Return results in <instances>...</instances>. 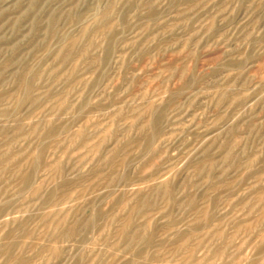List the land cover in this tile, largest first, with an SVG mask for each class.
<instances>
[{
	"label": "rangeland",
	"instance_id": "374dc122",
	"mask_svg": "<svg viewBox=\"0 0 264 264\" xmlns=\"http://www.w3.org/2000/svg\"><path fill=\"white\" fill-rule=\"evenodd\" d=\"M0 264H264V0H0Z\"/></svg>",
	"mask_w": 264,
	"mask_h": 264
}]
</instances>
